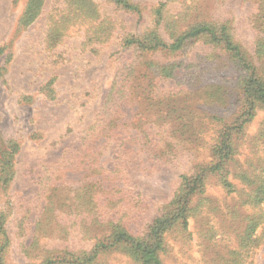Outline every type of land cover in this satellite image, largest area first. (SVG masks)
Segmentation results:
<instances>
[{
	"label": "rangeland",
	"instance_id": "obj_1",
	"mask_svg": "<svg viewBox=\"0 0 264 264\" xmlns=\"http://www.w3.org/2000/svg\"><path fill=\"white\" fill-rule=\"evenodd\" d=\"M91 1L94 6L89 7ZM132 1L139 4L140 14L113 11L106 0H45L35 21L20 25L26 0H0L1 264H55L56 256L61 258L67 246L70 251H90L94 231L84 237L72 215L77 213L78 193L84 189L88 192L87 198L83 196L87 210L99 213L103 221L121 216L132 220L135 209H144L142 218L131 223L134 236L144 237L150 219L176 194L180 175L196 164L213 162L209 148L219 127L207 116L215 114L231 124L244 106L242 84L254 70L256 77L264 80L261 4L257 8L248 0H198L197 8L191 5L194 9L181 15L195 0ZM162 4L165 15L157 17L156 8ZM178 15L181 18L173 25ZM90 19H98L102 29L97 31ZM199 21L226 23L236 50L226 54L205 38L196 37L186 40L178 51L152 52L148 60L153 65L147 72L138 66V78L131 81L134 106L117 123L134 135H140L145 124L153 126L151 137L160 158L154 155L156 145H146L147 133L140 141L111 139L113 121L104 107L110 98L115 99L112 84L124 76V67L135 58L134 49L122 44L119 34L158 32L169 44L171 26L183 33ZM57 28L63 33L60 37H56ZM236 52L242 57L230 55ZM171 67L176 68L174 77L166 78L164 70ZM172 94L180 100L172 102ZM179 111L183 117L177 121ZM182 125L186 133L170 139L186 144L161 142L166 140L164 132L181 130ZM110 127L108 136L104 135L109 141L101 139L104 142L92 146L93 152L87 151L88 156L78 160L77 150L83 147L84 151L91 136ZM201 128L204 131L199 133ZM261 132L264 106L256 108L246 124L244 143L235 141L240 163L250 164L264 156ZM168 153L178 156L169 157ZM3 158L13 161L10 181L2 177ZM61 180L65 182L58 185ZM234 184L243 187L238 180ZM233 191L209 182L211 220L199 215L190 219L186 232L171 228L165 234V264H227L222 255L233 256L227 251L246 225V221L232 222L227 209L235 207L239 215L253 212L264 216V205H242L247 197ZM135 195L147 204L135 206ZM103 229L98 228L97 237L104 234ZM208 231L224 234L228 249L219 246L216 251L206 244L203 236ZM98 262L137 264L123 247L107 249ZM245 263L264 264V237Z\"/></svg>",
	"mask_w": 264,
	"mask_h": 264
},
{
	"label": "trees",
	"instance_id": "obj_2",
	"mask_svg": "<svg viewBox=\"0 0 264 264\" xmlns=\"http://www.w3.org/2000/svg\"><path fill=\"white\" fill-rule=\"evenodd\" d=\"M78 1V0H74ZM251 3L261 4L259 6V11L262 19H264V0H248ZM257 1V2H255ZM107 4L113 7V11H123L130 14H140L139 4L133 2L132 0H106ZM25 10L20 19V25L27 23L32 24L35 19L41 14L42 9L45 5V0H26ZM191 5L198 7V0H195L186 9H184L182 14H189L188 11L193 10ZM76 9V5L72 4ZM94 6V4H89V7ZM164 5L156 8L155 16L161 15L164 17L165 12L163 11ZM259 14V15H260ZM177 16V20L173 19L172 24H176L180 20V16ZM260 16V20H261ZM92 20V26H95L96 30L102 29L101 24L98 19ZM56 37H60L63 34L59 28L55 30ZM170 38L172 42L167 44L159 36L158 32H144L139 34H132V32H125L119 34L121 37L122 44L127 45L129 48L134 49L135 58L129 62L125 67L129 68V71L125 70L124 76L119 77L113 84L112 90L116 89L115 99L110 98L106 101L104 110L109 114L110 119L113 121L112 125L114 130L110 134V138L113 139L117 137L116 140H133L137 141L143 140L140 137H144L145 133L149 134L148 138L145 139L146 145L149 147H154L156 145V151L154 150V155L156 158H160L159 150H157L158 145L154 143L153 140V126L145 124V130L141 131L140 135H134L121 127L117 126L118 122H122L127 114L130 113L132 106H134L131 101H134L135 89L132 86L133 80H136L138 76L137 67L147 68L153 65L151 59V53H155L158 50H165L169 48L171 51H178L182 48L183 43L186 40L203 37L209 41L215 48L221 49L220 51L226 54L231 51L236 50L233 48L232 37L229 32V27L227 24L213 23L199 21L193 24V26L186 32H177L176 28L171 26L170 28ZM126 35V36H125ZM100 37V36H99ZM159 47H162L159 49ZM232 57L237 55L239 58L242 57L240 52L232 55ZM230 56V57H231ZM229 57V58H230ZM174 67L167 68L164 70V76L166 78H173L175 73ZM250 78L241 86V95L243 98L244 106L240 115L233 120V122L226 123L221 118H216L215 114H210V121H215L218 123V130L216 131L215 141L213 145L209 148V154L213 157V162L210 163H200L194 165L191 169L185 171V174L179 177V188L174 195L173 199L166 204L165 209H160L158 216L151 218V224L148 227L147 234L144 237H136L133 234L132 220H138L143 216L144 209H135L136 216L132 220L125 216H121L110 221L101 220V215L99 213L92 214V211L87 210L85 205L84 197H88V192L84 189L82 192L78 193L76 210L77 213H73V224L75 227L79 228V231L84 237L90 234V230H93L94 245L90 251H70V247L67 246L65 249V254L59 258L56 256L54 260L55 264H99V256L103 254L107 249L123 247L131 255V258L137 264H165L164 257L162 253L165 251V234L173 227L180 228L183 231H187L190 226V219H197L199 215H203L205 219L211 220L212 207L210 204L212 200L207 192V187L209 182L214 181L219 186H222L226 191L241 192L247 199L242 201V205L250 204L252 208H258L264 205V156L258 157V159L253 163H240L236 158L237 146L235 141H242L244 143L246 124L254 117L256 108L264 106V80L258 79L255 75V70L251 72ZM138 89V86H137ZM183 92H187L183 90ZM145 93V92H144ZM189 93V92H187ZM170 98L173 101H179L180 97L177 94H172ZM146 99V97H145ZM149 99V98H148ZM193 105H191L192 107ZM118 111V116L116 118ZM175 111V110H174ZM182 111L178 112L177 121L183 117ZM110 128H102L98 134L91 136L86 143L90 144L89 147H83L77 150L79 155L78 160H82L87 157V151L93 152V147L99 143L107 140L108 132ZM185 125H182L181 130L178 128L168 129L164 132L166 135V140L161 142H173L176 144H186L184 140L181 139H170L174 137L179 132V135H184ZM204 131V128L198 130V132ZM103 134V135H102ZM262 137H264V132H261ZM103 139V140H101ZM115 140V141H116ZM85 143V142H84ZM241 143V144H242ZM93 146V147H92ZM264 146V142L262 144ZM123 148H126V144H122ZM129 148V147H128ZM260 152V147L255 151L256 155ZM65 153V150L63 151ZM67 153V150H66ZM165 155V154H162ZM169 157H177L178 154L173 155L172 153L167 154ZM3 164L1 165L2 177H9L14 173L13 171V161L8 159L5 161L3 158ZM245 165V166H244ZM11 179V178H10ZM235 180L240 182L241 188L235 183ZM10 181V180H9ZM65 180L58 182V185L63 184ZM122 193V192H118ZM132 196V193L129 192ZM84 196V197H83ZM91 199V197H90ZM90 199L87 203H90ZM92 200V199H91ZM136 200V195H135ZM135 206H144L147 204L144 199L134 201ZM235 208V207H234ZM227 209V214L231 216L232 222L246 221L245 228L242 234L234 236L233 242L235 243L233 248L227 251V254L233 253V256L225 257L222 255L223 260L227 264H246L247 258L253 256L254 252L261 243L262 237H264V216H259L258 213H248L245 212L244 215H239L235 210ZM89 209V208H88ZM77 215L81 218L77 219ZM117 215V214H116ZM104 226V234L97 237L96 231L98 228ZM260 230V233L258 231ZM224 231V229L222 230ZM68 234V233H67ZM191 235V233H188ZM219 236V238H218ZM206 244L214 246L216 251L219 246L223 249H228V244L225 243L224 234H215V232L208 231L206 236H203ZM36 240V244H37ZM230 243V242H229ZM220 255L221 253L218 252ZM1 264V257H0ZM47 264H53L47 263Z\"/></svg>",
	"mask_w": 264,
	"mask_h": 264
}]
</instances>
